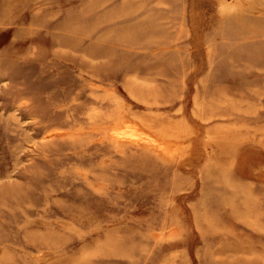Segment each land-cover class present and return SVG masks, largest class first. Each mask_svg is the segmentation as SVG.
Instances as JSON below:
<instances>
[{"label": "rangeland", "instance_id": "1", "mask_svg": "<svg viewBox=\"0 0 264 264\" xmlns=\"http://www.w3.org/2000/svg\"><path fill=\"white\" fill-rule=\"evenodd\" d=\"M0 264H264V0H0Z\"/></svg>", "mask_w": 264, "mask_h": 264}, {"label": "bare ground", "instance_id": "2", "mask_svg": "<svg viewBox=\"0 0 264 264\" xmlns=\"http://www.w3.org/2000/svg\"><path fill=\"white\" fill-rule=\"evenodd\" d=\"M124 103V102H123ZM124 125V124H123ZM133 125V124H132ZM137 126H138V124H137ZM121 127V126H120ZM132 127V126H131ZM140 127V126H139ZM120 129V128H119ZM143 129V128H142ZM116 130V129H115ZM139 130V129H138ZM137 131V130H136ZM114 131H112V133H113ZM118 132V131H117ZM126 132V131H125ZM131 132V131H130ZM133 132V131H132ZM141 132H142V130H141ZM48 133V132H47ZM116 133V132H115ZM143 133V132H142ZM122 134V133H121ZM125 134H127V133H125ZM119 135H120V133H119ZM124 135V134H123ZM121 136V135H120ZM127 136H129V135H127ZM134 136V135H133ZM139 136V135H138ZM131 136H129V138H130ZM137 137V136H136ZM118 138V137H117ZM123 139H124V137H122ZM129 138H127V139H129ZM135 138V137H134ZM147 138V137H146ZM121 139V138H120ZM143 139V138H142ZM140 140V139H139ZM147 140V139H146ZM145 140V141H146ZM151 140V139H150ZM164 144V143H163ZM176 144V143H175ZM158 145V144H157ZM154 146V145H153ZM159 146V145H158ZM165 146V145H164ZM161 147V146H160ZM158 148V147H157Z\"/></svg>", "mask_w": 264, "mask_h": 264}]
</instances>
